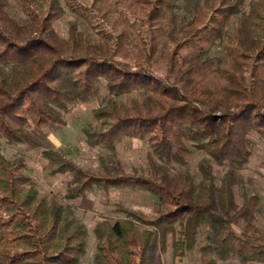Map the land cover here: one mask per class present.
<instances>
[{
	"label": "trees",
	"instance_id": "trees-1",
	"mask_svg": "<svg viewBox=\"0 0 264 264\" xmlns=\"http://www.w3.org/2000/svg\"><path fill=\"white\" fill-rule=\"evenodd\" d=\"M19 2L22 21L0 0V139L22 143L29 125L65 124L68 105L91 101L104 86L108 97L82 127L86 142L114 152L125 137L148 141L145 171L104 158L90 170L59 149L41 151L52 173L69 175L67 199L87 206L88 192L111 188L156 199L150 213L115 203L116 216L93 227L91 264H164L169 237L181 259L200 233L201 264H264L260 198L242 173L250 135L264 140V0H117L121 41L100 28L91 40L74 24L59 34L54 22L65 6L94 25L76 0ZM129 37L136 54L128 60L118 56ZM217 43L221 56L212 53ZM163 46L159 73L153 61ZM192 149L204 155L197 179L177 169ZM23 167L0 151V264H84L86 227L70 205L39 193Z\"/></svg>",
	"mask_w": 264,
	"mask_h": 264
},
{
	"label": "rangeland",
	"instance_id": "rangeland-1",
	"mask_svg": "<svg viewBox=\"0 0 264 264\" xmlns=\"http://www.w3.org/2000/svg\"><path fill=\"white\" fill-rule=\"evenodd\" d=\"M81 8L90 16L92 22L89 23L82 16L77 15L65 6V11L54 22V28L59 34L66 36L69 27L74 24L78 30L84 31L91 40L97 39V29L111 32L113 36L121 41L120 31L123 29L124 20L116 10L117 0H107L110 10L99 1L91 3V0H76ZM247 1V0H246ZM117 7V6H116ZM10 14L22 21L25 19L20 9L19 0H9L7 7ZM233 23L229 26L232 28ZM129 37L122 55L128 60L136 54V47ZM165 47L158 54L154 61V69L161 73L164 68ZM215 56H221L222 51L217 43L212 48ZM132 61V60H130ZM133 63V62H132ZM108 97L107 89L101 86L99 93L94 99L87 103H76L68 105L65 112V124H47L44 126L29 125L26 137L22 143H8L5 139H0V151L8 159L21 157L24 167L23 171L32 179L33 186L41 194H50L57 204L70 205L72 216L77 222L82 223L87 230V246L85 255L82 258L84 264H91L92 255L95 251V237L93 234L94 225L103 217H115L112 212L115 203H122L128 207L141 210L145 213L152 211L155 197L143 190H131L128 188H111L107 192L94 189L85 196L88 205L85 206L80 199H67L64 194L67 190L69 175L66 173H52L45 159L41 156V151L46 148L59 149L74 163L85 169L95 170L100 168L101 158L113 163L117 160L123 165L126 171H145L147 169V152L149 150L148 141L144 139L125 137L116 144L115 151L112 152L100 145H90L86 142L82 133V127L92 122L91 110L104 104ZM131 97H139L138 93L117 97V100L127 101ZM251 155L248 163L243 168L242 173L247 179V186L250 193L259 196L260 201L256 213L257 225L264 229V140L256 135H250ZM203 153L197 149L186 156L185 166H177L178 170L189 171L195 179L198 178L197 163L203 157ZM214 173L218 177L222 173L221 167L214 164ZM240 230V226H235ZM203 240V233H200L198 245ZM198 245L181 258H173L171 252V238L169 237L166 252L162 255L164 264H201V255ZM221 264H239L236 259H230ZM257 264V263H245Z\"/></svg>",
	"mask_w": 264,
	"mask_h": 264
}]
</instances>
